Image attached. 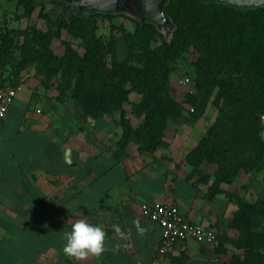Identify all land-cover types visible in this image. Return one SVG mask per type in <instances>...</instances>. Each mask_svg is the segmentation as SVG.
<instances>
[{"label":"crops","instance_id":"crops-1","mask_svg":"<svg viewBox=\"0 0 264 264\" xmlns=\"http://www.w3.org/2000/svg\"><path fill=\"white\" fill-rule=\"evenodd\" d=\"M28 86V80L22 83L0 124V264H77L62 249L63 232L78 219L102 225L107 232L103 255L79 264H179L182 254L190 258L182 264L193 259L197 264L226 261L227 254L214 252L215 244L192 239L158 256L160 229L142 215L141 203H175L184 217L218 232L215 216L206 213V196L195 186L182 202L178 193L165 196L158 181L141 174L134 164L140 157L137 149L115 159V125L110 118L82 117L80 106L60 101L53 89L35 98ZM113 170L122 178L94 194L91 184ZM131 176L155 189L148 194L136 188ZM136 220L146 229L143 235L136 231ZM113 225L131 233L122 238Z\"/></svg>","mask_w":264,"mask_h":264},{"label":"trees","instance_id":"trees-1","mask_svg":"<svg viewBox=\"0 0 264 264\" xmlns=\"http://www.w3.org/2000/svg\"><path fill=\"white\" fill-rule=\"evenodd\" d=\"M19 1L24 7V12L19 17L25 18H31L36 6L40 4L36 0ZM41 2L40 16L49 17L47 12L44 13L45 0ZM81 12L67 19V12L62 11V18L56 21L58 29L76 26L82 21ZM164 14L170 18V38L166 39L157 31L156 19L147 13L145 16L149 20L137 24L135 34L145 35L150 39L157 34L161 37V42L154 46L142 45L143 58L140 63H116L113 75L116 79L113 80L104 75L101 64H93L91 54L87 51L81 55L66 43L64 53L57 54L48 45L50 37L41 29L29 25L11 30L0 25V70L4 72L7 65L11 66L7 74L0 75V87L18 83L23 69L33 63L45 69L48 74L70 72L75 77L73 96L79 101L82 117L100 118L105 113L120 110L122 134L113 152L116 160L126 155L127 145L132 139L139 141V153H152L159 147L167 146L164 132L171 121L182 115L181 103L169 90V74L172 71L171 63L192 46L200 53L195 86L201 102L206 104L217 88L214 101L217 104L221 100L231 103L255 121L260 128L257 131L258 139L262 142L260 133L263 129L264 103L258 97L255 99L256 104L247 99L238 74L221 70L231 61H239L235 63V70L241 67V61H248L249 68L256 72L264 71V5L239 8L202 0H167ZM222 32H225L227 40L218 39ZM18 47L25 54L23 58L15 55ZM260 77L264 80L263 75ZM128 82L130 87L125 86ZM97 84L102 86V90L97 89ZM256 87L264 98V81L257 82ZM132 90L142 95L139 102L132 104L134 113H143V120L136 127L125 118L123 107V102L127 101ZM202 112V108L198 107L191 119L197 120ZM217 128L219 124L216 121L209 129L208 137ZM207 138H202L186 155L187 162L193 166L190 176L198 172L200 159L207 158L218 167V176L209 196L214 197L224 192L226 198L232 201L234 193L225 191L220 184L232 183L239 170L248 166L246 163L229 164L225 161V156H210L207 146L203 144ZM197 180L206 183L207 178L202 176ZM237 205L225 223L226 229L236 230L237 234L232 236L226 230L219 233L216 231L218 242L214 246V252L225 253L227 244H231L240 252L232 254L230 264H264V229L257 228L258 219L264 218V199L258 198L250 202L238 196ZM179 264H182V260Z\"/></svg>","mask_w":264,"mask_h":264},{"label":"rangeland","instance_id":"rangeland-1","mask_svg":"<svg viewBox=\"0 0 264 264\" xmlns=\"http://www.w3.org/2000/svg\"><path fill=\"white\" fill-rule=\"evenodd\" d=\"M36 1L43 4L42 0ZM63 3L65 2L60 4L58 0H45L44 13L47 12L49 17L40 16L39 4L36 6L31 18H25L19 17L24 12L23 4L19 0H0V25L11 30L25 28L29 25L41 29L50 37L48 45L57 54L64 53L66 43H69L81 55L87 51L91 54L93 64L103 66L104 75L109 76V80L116 79V77H113L116 63H140L143 58L142 45L154 46L161 42V37L157 34L151 39L145 35L135 34L136 25L149 20L145 16L147 13L143 0H118V5L114 4L108 8L97 7L92 10L83 8L78 12L74 11L73 8H62ZM62 11L67 12L65 15L67 19H71L74 14L82 11V21L71 28L59 30L56 21L62 18ZM170 24L168 16L166 21L156 22L157 31L166 39L171 36L172 27L169 26ZM233 33L234 31L231 32L232 35ZM218 37V39L227 40L225 32L219 34ZM15 55L18 58H23L25 54L18 47L15 50ZM199 55L200 53L190 46L176 61L171 63L169 90L174 98L181 103L182 115L171 121L164 132L167 146L156 149L155 155L154 152L148 155L146 152L140 153V157L135 158L134 164L138 165L137 169H140L141 174L144 172L154 178L156 182L158 181L157 186H160L167 197L175 196L178 193L182 202V198L193 194V187H197V190L206 196L208 205L206 213L215 216L214 223L217 225L218 233L226 230L229 235L235 236L237 231L226 229L224 224L231 217L234 211L233 208H237L238 196L250 202L258 198L264 199V126L262 122L263 129L260 135L263 141L261 142L257 134L260 128L255 121L241 113L231 103L221 100L217 104L214 101L217 88L214 89L206 104L201 102V96L197 93L195 86ZM241 62L243 63L237 70L234 67H236L235 63H239V61H231L221 71L238 74L247 99L256 104L255 99L258 97L264 103V98L256 87L257 82L264 81L260 77V75L264 76V71L259 70L256 72L255 69L249 68L248 61ZM10 67L9 64L4 72L0 70V75L7 74ZM21 79L22 83L28 80V87L33 89V97L35 98L39 93L41 94L42 90L49 88L57 93V98L60 101H72L80 106L79 101L73 96L75 77L70 72L48 74L45 69L33 63L23 69ZM125 86L130 87L131 84L128 82ZM97 89L102 90V86L97 84ZM141 98L140 93L132 90L128 94L127 101L123 102L124 116L133 127H136L143 120V113L138 115L132 110V104L139 102ZM35 103L36 100L33 99L32 108H34ZM198 107L202 108L203 112L194 121L191 119L192 113L196 112ZM104 116L110 118V121L115 125V128L111 130L115 136L113 141L114 148H116L117 141L122 134L121 112L120 110H113L109 114L105 113ZM216 121L219 128L211 137H208L209 129ZM204 137H208L203 144L207 146L210 156L214 158L225 156L227 158L225 161L229 164L246 163L248 166L239 170L232 183L222 182L220 184V187L225 191L234 193L232 201L226 198L224 192L219 195L216 194L214 197L209 196V192L218 176V167L207 158H201L197 168L198 172L194 176H189L193 166L187 162L186 155ZM138 144V140L132 139L127 145L126 155H128V151L137 149ZM108 164V162L105 163V165ZM189 170L191 171L189 172ZM202 176H206V183L198 182L197 178ZM120 178H122V175L117 170H113L93 182L90 186L91 191L96 194L104 187L117 182ZM138 178L137 176H131L129 181L136 188L148 194L155 189L152 185L151 187L144 180ZM257 228L264 229V218L258 219ZM238 252H240L239 249L227 244L225 252L227 258L223 264H230L232 254ZM180 257L185 263L189 262L188 254H182ZM196 261V259H193L190 264H197ZM171 263L175 264L173 261ZM160 264L168 263L162 261Z\"/></svg>","mask_w":264,"mask_h":264},{"label":"built area","instance_id":"built-area-1","mask_svg":"<svg viewBox=\"0 0 264 264\" xmlns=\"http://www.w3.org/2000/svg\"><path fill=\"white\" fill-rule=\"evenodd\" d=\"M22 90V83L8 84L0 87V124L17 94ZM144 217L157 224L160 239L157 255L163 256L183 240L192 239L198 243H217V232L184 217L179 207L169 201H144L140 205Z\"/></svg>","mask_w":264,"mask_h":264},{"label":"clouds","instance_id":"clouds-1","mask_svg":"<svg viewBox=\"0 0 264 264\" xmlns=\"http://www.w3.org/2000/svg\"><path fill=\"white\" fill-rule=\"evenodd\" d=\"M136 231L143 235L146 231L138 220L133 221ZM113 230L122 238H126L131 229L125 233L118 225H113ZM63 254L77 264L87 260L90 256L99 258L103 255L107 241V232L102 225H93L87 219H78L72 225L70 231L63 232Z\"/></svg>","mask_w":264,"mask_h":264},{"label":"water","instance_id":"water-1","mask_svg":"<svg viewBox=\"0 0 264 264\" xmlns=\"http://www.w3.org/2000/svg\"><path fill=\"white\" fill-rule=\"evenodd\" d=\"M62 4V8H73L74 11L78 12L83 8L95 9L97 7L108 8L111 5H118V0H58ZM167 0H143L146 13L156 19L157 21H166V15L164 14V5ZM204 2H218L225 3L235 7L241 8H255L264 5V0H202ZM65 6V7H64ZM264 126V116L262 118ZM264 136V130H263ZM69 153V150H67Z\"/></svg>","mask_w":264,"mask_h":264}]
</instances>
